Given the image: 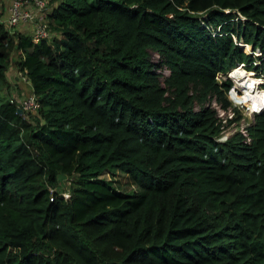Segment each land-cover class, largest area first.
<instances>
[{
  "label": "trees",
  "instance_id": "obj_1",
  "mask_svg": "<svg viewBox=\"0 0 264 264\" xmlns=\"http://www.w3.org/2000/svg\"><path fill=\"white\" fill-rule=\"evenodd\" d=\"M50 3V40L0 25V86L18 48L40 102L0 96V264H264V109L216 141L207 104L264 70V0Z\"/></svg>",
  "mask_w": 264,
  "mask_h": 264
},
{
  "label": "built area",
  "instance_id": "obj_2",
  "mask_svg": "<svg viewBox=\"0 0 264 264\" xmlns=\"http://www.w3.org/2000/svg\"><path fill=\"white\" fill-rule=\"evenodd\" d=\"M5 0H0V25L13 33L15 27L27 24L31 27L30 33L33 41H40L41 39L50 40L53 30L50 28L47 13L50 9V0H8L4 5ZM242 18V15H238ZM218 29V27H217ZM259 53L256 49L254 53ZM242 67L243 63L237 64L226 73L218 72L216 78L218 81L229 78L231 84L225 90V94L230 103L224 106L221 101L212 97L207 101L208 106L214 110V115L219 125L218 134L215 136L216 141L226 140L233 132H239L244 141L249 142L252 135L249 131V126L254 122L255 114L264 108V70L251 71V84L247 86L248 80L246 78H238L231 76L230 73L234 68ZM26 71V70H25ZM162 75H167L169 70L167 68L159 69ZM245 82V83H243ZM245 84V85H243ZM246 88L250 91L247 102ZM247 99V98H246ZM17 104L22 113L24 111L35 110L38 111L40 102L35 93L30 94L27 98L16 99L11 98ZM65 198L68 197V191H62Z\"/></svg>",
  "mask_w": 264,
  "mask_h": 264
},
{
  "label": "rangeland",
  "instance_id": "obj_3",
  "mask_svg": "<svg viewBox=\"0 0 264 264\" xmlns=\"http://www.w3.org/2000/svg\"><path fill=\"white\" fill-rule=\"evenodd\" d=\"M4 2V5L7 4ZM54 1H52L53 3ZM25 25H20L18 27H15L14 30L19 31L18 28L19 27H25ZM30 26L28 25V29L23 28L22 31L25 34L30 33ZM26 31V32H25ZM56 33L55 31L52 32V34ZM242 47L244 49V51L246 52H250L251 46L250 44L248 45V47L244 46L242 44ZM256 51V49H255ZM150 56L152 59H156L157 54L153 51L150 50L149 51ZM258 53V52H257ZM254 54V53H253ZM21 55H22V51H20L18 48H14L13 51V55H12V62L10 64V67L7 71V77H8V83H4L3 85L0 86V96L6 99H11L14 98L17 100V102L19 101V99L22 98H27L30 94L34 93L32 90V85L30 80L28 79L27 75H26V71L24 69H19L17 61H19V59H21ZM244 69V68H243ZM245 70V69H244ZM246 74H248L249 77H251V72L250 71H245ZM232 74V73H230ZM238 75H240V72H238ZM247 76V80H249V77ZM160 81L162 82V77H160ZM245 85V84H244ZM246 94H249L248 92H246ZM195 108L198 107L197 103H194ZM23 115L28 119V120H33L37 115H38V111L35 110H30V111H24ZM103 178H110L108 180H110V183L112 185H114L115 187H117V189H119L120 191L126 193V192H130L133 190L137 189V186L130 183V179L129 176L123 172L120 171H112L109 174L105 173L101 175ZM72 176H65L62 177L59 182L58 185L56 186V189L58 191H68V189L70 188L71 184H72Z\"/></svg>",
  "mask_w": 264,
  "mask_h": 264
},
{
  "label": "bare ground",
  "instance_id": "obj_4",
  "mask_svg": "<svg viewBox=\"0 0 264 264\" xmlns=\"http://www.w3.org/2000/svg\"><path fill=\"white\" fill-rule=\"evenodd\" d=\"M238 72H240V73H243V72H245V70L242 68V67H237V68H234L233 70H232V74H230L231 76H237L238 78H239V76L241 75H238ZM251 72V71H250ZM252 73V72H251ZM246 76H248V74H246ZM249 77V76H248ZM252 79V77H249V80H251ZM251 81H253V80H251ZM251 81H248V84H247V86H249L250 84H251ZM246 91L249 93V94H246V98H245V101L247 102V100L249 99V95H250V91H253V88L250 90L249 88H246Z\"/></svg>",
  "mask_w": 264,
  "mask_h": 264
},
{
  "label": "clouds",
  "instance_id": "obj_5",
  "mask_svg": "<svg viewBox=\"0 0 264 264\" xmlns=\"http://www.w3.org/2000/svg\"><path fill=\"white\" fill-rule=\"evenodd\" d=\"M240 15H241V14H240ZM241 44H243V43H241ZM244 44H247V43H244ZM253 53H254V51H253ZM254 54H257V53H254ZM233 67H235V66H233ZM231 68H232V67H231ZM231 68H230V69H231ZM230 69H229V70H230ZM244 69H245V71H253V70H247L245 67H244ZM227 71H228V70H227ZM227 71H226V72H227ZM230 81H231V80H230ZM230 84H231V83H230ZM227 88H228V87H227ZM227 88H226V89H227ZM226 89H225V90H226ZM224 94H225V91H224ZM225 96H226V94H225ZM226 98H227V96H226ZM227 99H228V98H227ZM229 103H230V101H229ZM263 109H264V108H263ZM263 109H262V110H263ZM258 113H259V112H258ZM256 114H257V113H256Z\"/></svg>",
  "mask_w": 264,
  "mask_h": 264
},
{
  "label": "crops",
  "instance_id": "obj_6",
  "mask_svg": "<svg viewBox=\"0 0 264 264\" xmlns=\"http://www.w3.org/2000/svg\"><path fill=\"white\" fill-rule=\"evenodd\" d=\"M5 1H6V0H5ZM7 2H8V1H7ZM23 28H26L27 30H29V29H28V25H25V27H23ZM23 28H22V27H19L18 30H19V31H22ZM29 28H30V27H29ZM25 32H26V31H25Z\"/></svg>",
  "mask_w": 264,
  "mask_h": 264
},
{
  "label": "water",
  "instance_id": "obj_7",
  "mask_svg": "<svg viewBox=\"0 0 264 264\" xmlns=\"http://www.w3.org/2000/svg\"><path fill=\"white\" fill-rule=\"evenodd\" d=\"M20 111H21V109H20Z\"/></svg>",
  "mask_w": 264,
  "mask_h": 264
}]
</instances>
